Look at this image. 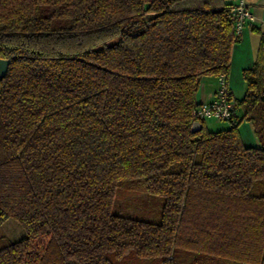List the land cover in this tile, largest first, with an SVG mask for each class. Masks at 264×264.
Wrapping results in <instances>:
<instances>
[{
  "label": "trees",
  "instance_id": "16d2710c",
  "mask_svg": "<svg viewBox=\"0 0 264 264\" xmlns=\"http://www.w3.org/2000/svg\"><path fill=\"white\" fill-rule=\"evenodd\" d=\"M229 0H0V264H264V33L227 128L192 131L228 73ZM250 121L259 146L238 126ZM163 198L159 220L113 211Z\"/></svg>",
  "mask_w": 264,
  "mask_h": 264
},
{
  "label": "crops",
  "instance_id": "0c3cea01",
  "mask_svg": "<svg viewBox=\"0 0 264 264\" xmlns=\"http://www.w3.org/2000/svg\"><path fill=\"white\" fill-rule=\"evenodd\" d=\"M229 2L235 3L236 0H229ZM246 4L251 10L253 18L245 22L243 30L233 45L229 71L227 73L228 85L236 102L243 97L246 89V83L242 78V71L250 67L257 56L261 35L255 28H259L264 33V0H246ZM216 87V75L202 76L196 92V100L200 103L212 100ZM235 92L238 93V98L235 97ZM236 115L237 117L241 116V109L237 105ZM227 127H229V124L220 127V129ZM238 130L246 146H259V140L254 133V128L250 121H243L238 126Z\"/></svg>",
  "mask_w": 264,
  "mask_h": 264
},
{
  "label": "rangeland",
  "instance_id": "374dc122",
  "mask_svg": "<svg viewBox=\"0 0 264 264\" xmlns=\"http://www.w3.org/2000/svg\"><path fill=\"white\" fill-rule=\"evenodd\" d=\"M235 97H239L237 92H235ZM205 123L211 129L228 124L225 121L217 120H206ZM162 203L163 198L157 195L117 190L112 209L135 218L157 221L161 214ZM23 236L24 230L15 220L9 218L0 223V237L15 242Z\"/></svg>",
  "mask_w": 264,
  "mask_h": 264
},
{
  "label": "built area",
  "instance_id": "2783aa9c",
  "mask_svg": "<svg viewBox=\"0 0 264 264\" xmlns=\"http://www.w3.org/2000/svg\"><path fill=\"white\" fill-rule=\"evenodd\" d=\"M234 16V35L238 37L243 30L245 22L253 18V14L246 4V0H236L231 8ZM217 77V87L214 98L210 101L199 103L193 110L197 121L217 120L235 124L236 101L229 88L226 73Z\"/></svg>",
  "mask_w": 264,
  "mask_h": 264
},
{
  "label": "water",
  "instance_id": "95a60500",
  "mask_svg": "<svg viewBox=\"0 0 264 264\" xmlns=\"http://www.w3.org/2000/svg\"><path fill=\"white\" fill-rule=\"evenodd\" d=\"M8 65H9L8 59L0 58V78H2L5 75ZM200 126H201V123L199 121H195L192 126V131L198 130Z\"/></svg>",
  "mask_w": 264,
  "mask_h": 264
}]
</instances>
